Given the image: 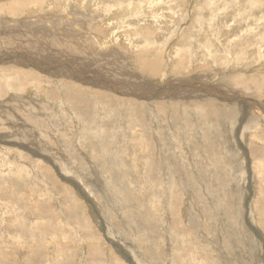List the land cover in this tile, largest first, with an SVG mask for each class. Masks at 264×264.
<instances>
[{
    "label": "rangeland",
    "instance_id": "1",
    "mask_svg": "<svg viewBox=\"0 0 264 264\" xmlns=\"http://www.w3.org/2000/svg\"><path fill=\"white\" fill-rule=\"evenodd\" d=\"M39 4L19 17L0 16L16 22L38 13L56 17L64 12L73 22L71 29L83 25L78 35L85 43H80L83 51L72 52V45L53 46L58 40L52 35L44 40L36 36L49 49L37 51L27 37L32 34L22 29L23 39L0 49V56L38 53L50 66L74 62L75 70L91 75L98 70L111 79L114 66L120 70L126 58L135 68L138 60L158 57L169 79L192 80L197 87L207 83L237 97L264 101L232 82L264 79V0ZM99 40L118 49L116 58L124 56L123 60L113 59L112 66L108 58L93 56L89 63ZM140 55L144 56L139 59ZM132 72L135 83L157 79ZM11 75L5 76L12 87L26 88L22 102L38 108V126L28 128L38 133L36 143L43 144L54 166L15 145L10 151L0 149V264H264V155L249 161L239 146L264 153V137L256 139L254 129L244 134L249 129L245 126L264 117L263 112L245 108L250 122L243 124L241 114L222 116L217 108L201 103L163 102L156 110L136 100L115 101L112 92H89L87 85L56 83L49 77L37 82L28 72ZM7 82L0 83V99L15 117L17 107L6 96ZM59 83L64 86L58 88ZM70 84L84 102L82 113L70 103ZM8 117L0 119L5 125L0 138L7 136L15 143L16 138L8 136ZM23 118L24 125L35 123Z\"/></svg>",
    "mask_w": 264,
    "mask_h": 264
},
{
    "label": "bare ground",
    "instance_id": "2",
    "mask_svg": "<svg viewBox=\"0 0 264 264\" xmlns=\"http://www.w3.org/2000/svg\"><path fill=\"white\" fill-rule=\"evenodd\" d=\"M2 2H4V3H2ZM40 2H41V0H0V14L1 15L8 14L9 16H11L13 18L14 17H19V16H21L22 14L25 13V9L30 10V6L31 5H34V6L36 5L35 7L40 6V4H39ZM35 7H32L31 9H34ZM8 8H10L9 9L10 11H8ZM105 12L107 13V11H105ZM44 15L41 16V15H39V13H38V15L34 14V15H30V17H27L25 20H21V19H20V21L16 20V22H14L13 20H7V19H5V18L0 16L1 17L0 18V39H1V41H0L1 42L0 43V49H4L6 47L8 48V46L11 45V43L15 39H17L18 41L22 40L23 38L22 39H20V38L24 36V34L22 33V31L24 30V31H27L28 34H32V35H27V37L29 38L28 40L31 41L30 43L32 45H34V48L37 51H41V52L49 51V49L47 47H42L41 39L44 40L43 38H48V37H49L48 39H50L51 38L50 35L53 36L52 38H56L58 40V41H56V44L53 45V46H56L58 44L62 48L63 47L64 48H66V47L68 48V46L72 45L73 47L70 48V50L72 52L80 53L81 51H83V48H82L83 46H81L82 44H80V43L82 42L84 45H85V43L83 42V38H81V40H80V37L78 36L79 35V31L83 27V25H81L82 27L79 25L81 27L80 29L78 27L75 28V30L71 29V28L74 27L73 26V22H71V20L69 19L70 15L67 16L68 19L65 18V16L67 14L64 13V12L62 14H58L56 17L49 16L50 18L48 16L46 17ZM69 20H70V22H69ZM85 22H88V21H85ZM71 23H72V25H70ZM8 27H10V28L13 27V28L10 29ZM18 29H20V30H18ZM51 29L53 30L52 32L50 31ZM83 29H85V28H83ZM86 30H88V29H86ZM81 31H82V29H81ZM80 33L82 34V32H80ZM57 34H59V36ZM61 35L63 37H60ZM36 36H39L41 39L39 40L38 38H36ZM83 36H84V34H83ZM25 40H26V38H25ZM87 40H86V42H87ZM16 43H18V42H16ZM4 44H6V45H4ZM86 45H88V44H86ZM22 46H24V45H22ZM27 46H29V45H27ZM38 46H40V48ZM98 46H99V48L97 50L93 49L94 53H90L89 54V63H91L90 60H93L94 57L97 56L96 60L100 59V61H101V59L108 58L109 61H107V62H108V64H111L112 60L115 59L118 56V54H119V52L117 51L118 49H114L113 50L111 46H108V44H104L103 41L99 40ZM31 47L32 46H30V48ZM51 47H49V48H51ZM7 48H6V50H7ZM106 50H109V51L105 52ZM41 52H39V53H41ZM6 53L4 52L0 56V75L3 77L0 80V83L8 80V82L5 85L7 90H8V92L6 91V96H8L10 98L9 102L17 107V108L14 107V108L17 109V114H15V112H14L15 117H13V115L8 110H6L7 106L5 105V100L0 99V119L4 118V114H9L10 117L7 118L8 121H9V125H7V128H10V130H12V131H11V134H9L8 136L9 137H13V138L15 137L17 142L13 143L11 141H7V138H8L7 136H5L6 138L5 137H1L0 138V149L2 148V149H4L3 151H5L8 148V151H10L9 146L15 145L18 148H20L21 150L23 149V150H27V151L31 152L32 156L37 157V159L40 160V162L42 164L48 162L49 164H52L54 166V161H53V159H50L48 156H46L45 152H43L44 149H45V148H42L43 144L40 145L39 143L38 144L36 143V141L39 140V138H40V137H38L36 135L38 133L34 134V130L30 129V128H33L34 126H36V128H37V126H38L36 120L39 119V116L35 117L36 112H37L36 110L38 108L37 109H33V108H36V107L31 105V103H28V102H25V101L22 102V100L26 99V97H27V94L24 93L26 88H22L20 90V87H19L20 85L12 87V84H10V79H8L5 76L6 74H9L10 77H11L12 76L11 74H15V75L17 74L18 76H21V75H24L25 73L28 72V75L30 76V78L32 79L34 77L37 80V82H40V79H43V78L45 79V77H47V79H48V77H49V79H51L52 81H56V83H58V81H61V80H66V81L72 82L75 85L76 84L85 85V86L87 85V87H89V92L90 91H95L101 96H107V95H109V93L111 94V92H112L114 94V96H116L115 98H117V100L112 98L115 101H126V104H129L128 100L133 101V102L136 100L138 102H141L139 104H141L143 107L147 105V106H149V108H152V109L155 108L156 110H160L161 107L159 106V104L163 103V102H166L167 104H169L171 102L182 103L183 104V102H185V103H188V104L192 103L194 106L196 104L200 105V103H201V104L209 106V107L217 108V110L222 114V116H227L228 115V116H231V117H237V115L241 114L242 117L244 116L243 119L241 117V120H243L242 121L243 124L244 123L246 124V123L250 122L249 120H248V122H246L248 117L245 116L246 115V113L244 112L245 108L253 109V110H256L258 112H263L264 113V101L259 99V98H256V99H254V98H246L248 96H246V97H243V96L242 97L241 96L237 97V96H234L233 94L231 95V94H229L227 92L225 93L224 91L221 90L220 87H219L220 89L219 88H215V86H211V85H209L207 83H204V82H203L204 86L201 84L202 86L199 85V87H197L196 84L192 85V83H191L192 80H180L178 78L176 80L175 79H169L168 76H166L167 69L164 67L163 63L161 61H159L160 59L158 57L154 61L151 60L150 62H148V61H146L147 59H145V60L141 59L144 55H140L139 59H141V60H138L139 64H137L135 68L131 64H129L127 62L128 60L126 58L124 60V62H122V65L120 66V70H116L115 66H114V68L112 70L114 78L111 79V78H105L100 73H97L98 70L94 74L91 75L87 71L82 70V68H79L78 67L79 65L78 66L76 65V68H79L81 70L80 71L75 70V67L73 65V64H75L74 62L68 63V62L61 61V62H59L58 64H56L54 66H53V64H52V66H50V65H48L49 63H48V60L46 58H45V61H44V60L41 59L40 56H37L38 53H36V54L34 53L35 55L27 54V53L26 54L25 53L24 54H18L16 52L14 54L6 55ZM102 53H106V54H102ZM125 56H127V55H125ZM123 58H124V56L119 57L118 59L116 58V59L120 61L121 59L123 60ZM56 62H57V60H56ZM119 63H118V65H120ZM113 64H115V63H113ZM167 65H169V64H167ZM105 67H107V66H104L103 68H105ZM88 70H90V69H88ZM100 70H101V68H100ZM133 70L137 71L140 74L141 73L142 74L143 73H148L149 76H153L155 79L156 78L157 79L156 80H151L150 79L148 81H144V84H143V81H140V82L138 81L137 83H135L136 81L135 82L132 81V79H135L134 78V72H132ZM128 71H131V72H128ZM225 72H227V71H225ZM252 73L254 74V72H252ZM252 73H250V74H252ZM244 76H246V75H244ZM140 79H142V78H140ZM48 81H50V80H48ZM263 81H264V79H263ZM263 81H261L259 79L252 78V77L251 78H248V77L245 78L244 77V79H240V80H236V81L234 80L232 82H235L236 84L242 86L244 89H246L247 92H253L255 95H258V96L261 95V96L264 97V91H263L264 82ZM61 83L56 84V85H58V88L61 85ZM70 85L72 86L71 90H69V93H67V95L71 98L70 103H71V105L74 104L73 108H77L79 110L81 109L80 111L82 113L83 111H82L81 106L84 104V102H81L80 98H78L79 96L76 93L74 94V91H75L74 87L75 86L72 85V84H70ZM61 86H64V85H61ZM144 87L147 88L148 90H144ZM38 88H39V85H38ZM39 89H36V90H39ZM261 91H263V92L261 93ZM217 92H218V94H217ZM38 94L42 95L41 92L38 93ZM253 97H255V96H253ZM220 106H221V108H220ZM242 107H244V108H242ZM6 111H8L9 113H5ZM106 111H108V110H106ZM151 111L154 114L157 113L155 110L154 111L151 110ZM128 112H126V113L128 114ZM251 112H253V111H251ZM107 113H109V112H107ZM180 114H181V112H179V115ZM24 116L25 117L27 116L28 120H30L31 122H35V123H33V125H29L28 123L24 125L23 121L27 122V120L25 118H23ZM154 116L156 118H158V119L161 118V114H155ZM138 121H141V120L139 119ZM255 121H257V122L254 123L252 126H250V127H249V125L245 126L246 129L247 128H249V129L245 130L244 134L248 133V130L254 129L255 130V132H254L255 138L259 139L260 141H263V137H264V117L263 116H259V118H255ZM260 124H261V126H260ZM4 126L5 125L2 126V123H0V128H2ZM26 127H27V131H25ZM28 127H30V128H28ZM197 127H198V125H197ZM35 130H37V129H35ZM221 134H223V133H221ZM160 136H159V139H161ZM162 138H164V137H162ZM248 145H250V144H248ZM239 146L244 148V151L247 152V159L249 161L252 158L260 157V156L264 155V153L261 154L262 153L261 151H260L261 153L260 152L258 153L259 150L258 149H254L253 147L247 148L248 146L245 147L244 144H240ZM139 156H140V154H139ZM35 167H34V169H35ZM54 168L57 169V171H58L57 167H54ZM58 173H60V171H58ZM196 212L197 211H195V213ZM192 226H194V225H192ZM190 245H191V243H190ZM37 251H39V250H37Z\"/></svg>",
    "mask_w": 264,
    "mask_h": 264
}]
</instances>
